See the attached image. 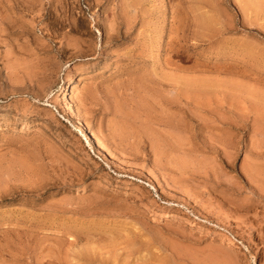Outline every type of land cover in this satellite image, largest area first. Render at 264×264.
Here are the masks:
<instances>
[{
  "label": "rangeland",
  "instance_id": "374dc122",
  "mask_svg": "<svg viewBox=\"0 0 264 264\" xmlns=\"http://www.w3.org/2000/svg\"><path fill=\"white\" fill-rule=\"evenodd\" d=\"M0 264H264V0H0Z\"/></svg>",
  "mask_w": 264,
  "mask_h": 264
},
{
  "label": "bare ground",
  "instance_id": "6f19581e",
  "mask_svg": "<svg viewBox=\"0 0 264 264\" xmlns=\"http://www.w3.org/2000/svg\"><path fill=\"white\" fill-rule=\"evenodd\" d=\"M65 99H66L65 101H67V98H65ZM68 104H70V102H68ZM72 117L74 119H76V123L78 124V129L82 133H84V136L86 135L87 140L88 141L90 140L94 144V146L96 148H98L99 150L106 151L105 144L103 142H101L100 140H98V139H96L95 137L92 136V134L89 132V129L87 127V124H86L85 120L83 119V117H81V115L76 110H72ZM110 156L113 158L112 154Z\"/></svg>",
  "mask_w": 264,
  "mask_h": 264
}]
</instances>
